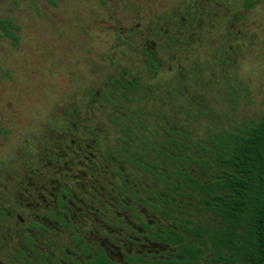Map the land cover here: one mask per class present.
<instances>
[{"label":"flooded vegetation","instance_id":"obj_1","mask_svg":"<svg viewBox=\"0 0 264 264\" xmlns=\"http://www.w3.org/2000/svg\"><path fill=\"white\" fill-rule=\"evenodd\" d=\"M260 4L0 0V264H219L183 176Z\"/></svg>","mask_w":264,"mask_h":264},{"label":"trees","instance_id":"obj_2","mask_svg":"<svg viewBox=\"0 0 264 264\" xmlns=\"http://www.w3.org/2000/svg\"><path fill=\"white\" fill-rule=\"evenodd\" d=\"M210 144L201 149L211 152L212 161H196L209 179L186 174L183 180L220 223L212 233L219 264H264V114L215 130Z\"/></svg>","mask_w":264,"mask_h":264},{"label":"rangeland","instance_id":"obj_3","mask_svg":"<svg viewBox=\"0 0 264 264\" xmlns=\"http://www.w3.org/2000/svg\"><path fill=\"white\" fill-rule=\"evenodd\" d=\"M250 18L247 35L226 67L227 79L217 76L205 89L211 113L201 122L204 125L235 128L264 114V4L258 5ZM232 87L239 91L236 99L229 98Z\"/></svg>","mask_w":264,"mask_h":264}]
</instances>
